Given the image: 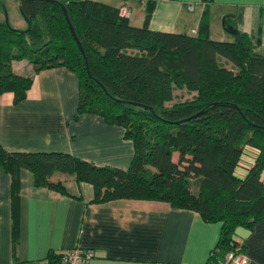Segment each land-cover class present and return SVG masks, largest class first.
<instances>
[{
    "label": "trees",
    "instance_id": "obj_1",
    "mask_svg": "<svg viewBox=\"0 0 264 264\" xmlns=\"http://www.w3.org/2000/svg\"><path fill=\"white\" fill-rule=\"evenodd\" d=\"M20 7L29 29L0 23V95L11 92L18 104L32 85L33 76L14 72L13 61L28 59L35 73L66 67L79 80L77 115L97 114L123 127L134 152L121 169L67 152L9 151L0 144V169L10 177L13 244L25 169L35 186L61 193L65 186L56 174L91 184L95 203L164 201L220 222L211 262L238 244L245 249L237 229L264 218V56L249 37L237 32L239 40L220 41L153 30L151 1L140 26L120 16L119 7L96 0H24ZM184 89L194 96L173 102ZM48 257L55 264L59 255Z\"/></svg>",
    "mask_w": 264,
    "mask_h": 264
},
{
    "label": "crops",
    "instance_id": "obj_2",
    "mask_svg": "<svg viewBox=\"0 0 264 264\" xmlns=\"http://www.w3.org/2000/svg\"><path fill=\"white\" fill-rule=\"evenodd\" d=\"M126 5L129 23H143L146 3H153V30L207 35L233 41V26L249 37L264 56V0H96ZM193 8L189 9L188 6ZM13 71L22 74L20 69ZM27 75L33 82L26 98L0 95V144L9 151H61L99 166L126 169L133 143L124 128L91 113L77 115L79 80L58 66ZM264 174V170L262 172ZM263 177V175H262ZM65 193L34 185L21 170L16 242L12 240L10 177L0 169V264H50L49 252L73 247L94 252L88 264H208L220 235V222L205 221L191 209L155 200L115 199L92 202L91 184L58 175ZM246 264H264V218L251 228H238Z\"/></svg>",
    "mask_w": 264,
    "mask_h": 264
},
{
    "label": "built area",
    "instance_id": "obj_3",
    "mask_svg": "<svg viewBox=\"0 0 264 264\" xmlns=\"http://www.w3.org/2000/svg\"><path fill=\"white\" fill-rule=\"evenodd\" d=\"M188 8L192 9L193 6L189 5ZM119 15L128 18L130 15L129 8L126 5L120 6ZM251 161L252 160H249V162ZM216 252L217 249L215 248L211 250L209 259H212L214 253ZM55 253L59 255V258L55 264H88L94 256V252L92 250L84 249L78 246L59 252L55 251ZM247 261L248 260L244 247L242 244H238L236 250L229 251L221 258L213 260V262L209 261L208 264H246Z\"/></svg>",
    "mask_w": 264,
    "mask_h": 264
},
{
    "label": "rangeland",
    "instance_id": "obj_4",
    "mask_svg": "<svg viewBox=\"0 0 264 264\" xmlns=\"http://www.w3.org/2000/svg\"><path fill=\"white\" fill-rule=\"evenodd\" d=\"M20 0H0V23H7L8 26L13 27L19 30H25L27 28V22L23 18L21 10H20ZM32 64L28 59H22L15 62V68L20 69L23 75H27L29 68H31ZM173 102L176 101H184L191 99L194 96V92H189L184 90H176L174 93ZM167 103V105L172 104ZM178 155L175 153L173 155L174 160H177ZM243 159L248 160L246 156H243ZM245 160L242 162V166H245ZM239 174H243L244 171H238ZM64 175L69 178L68 174H58ZM264 178V174H263Z\"/></svg>",
    "mask_w": 264,
    "mask_h": 264
},
{
    "label": "water",
    "instance_id": "obj_5",
    "mask_svg": "<svg viewBox=\"0 0 264 264\" xmlns=\"http://www.w3.org/2000/svg\"><path fill=\"white\" fill-rule=\"evenodd\" d=\"M20 1H24V0H20ZM61 8H62V10H63V14H64V16H65V19H66V21H67V23H68L69 29H70V31H71V33H72L74 39L76 40L78 47L80 48L81 52L83 53V49H82L81 43H80V41L78 40L77 35H76L75 31H74V27H73V25H72V23H71V20H70V17H69L68 11H67V9H66V6L63 5V4H61ZM20 10H21V13H22L23 18H24V19L26 20V22H27V28L25 29V30H27V29L30 28V21H29V19L27 18V16L24 14V12H23V10L21 9V7H20ZM6 24H7V23H6ZM227 31H228L229 33L235 35V39H236V40H239V37L236 35L237 30H236L235 28H233V26H227Z\"/></svg>",
    "mask_w": 264,
    "mask_h": 264
}]
</instances>
